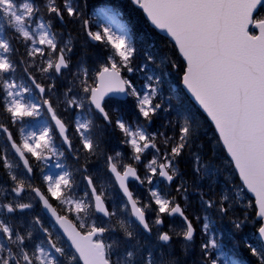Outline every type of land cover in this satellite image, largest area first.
I'll use <instances>...</instances> for the list:
<instances>
[{"label": "snow or ice", "instance_id": "6c2138e0", "mask_svg": "<svg viewBox=\"0 0 264 264\" xmlns=\"http://www.w3.org/2000/svg\"><path fill=\"white\" fill-rule=\"evenodd\" d=\"M130 3L176 59L137 65L133 33L110 7L0 0V264H264V0ZM176 75L214 127L220 167L239 180L220 198L198 190L203 214L191 216L181 159L190 156L198 180L219 168L203 163L196 113L181 115L161 90ZM161 113L178 117L164 125L170 135L151 130ZM36 208L51 227L39 214L17 220ZM210 209L236 232L250 228L231 251Z\"/></svg>", "mask_w": 264, "mask_h": 264}, {"label": "trees", "instance_id": "16d2710c", "mask_svg": "<svg viewBox=\"0 0 264 264\" xmlns=\"http://www.w3.org/2000/svg\"><path fill=\"white\" fill-rule=\"evenodd\" d=\"M89 12H95L102 7H110L113 10L119 11L122 14L123 20L129 25L137 47L136 64L141 65L146 62V57L151 55L156 58L157 64L161 57L168 56L169 58L176 59L173 56V48L170 41L156 32L151 28L146 21L144 14L137 8H135L129 0H88ZM71 35L75 38L76 34L74 32ZM68 33H66L65 38H67ZM89 53H96L98 56L103 55L99 47L90 46ZM83 55V51L77 44L75 50L74 58H79ZM87 59L91 61L93 59L92 55H88ZM157 64H150V67L159 71ZM179 77L178 75L168 78L166 81L162 82L161 90L167 96H172V103L180 106L181 115H188L190 113H196V118L200 121L202 126L200 141L203 143L204 147L202 149L203 163L212 166L215 164L219 168V173L216 176H204L203 179L198 180L195 174L191 170V158L189 155H185L180 161V171L184 179L188 182L189 190L188 196L190 200L189 215L192 212L201 213V205L199 204L200 192L202 190L205 193V198L208 196H214L216 198L222 197L224 194H229L226 192V188L230 181L235 180L239 183L238 178L234 172L229 168L227 171L225 168L220 167V163L225 159V153L222 148L216 143L215 137L216 133L214 131L211 123L206 119L205 115L191 102L189 97L185 92L180 91L177 85ZM172 89H175L179 95V99L176 98L172 93ZM178 117L175 113H170L165 115L164 113L159 114L155 120L152 131L160 130L166 131L169 135L171 134V128H165L167 120H176ZM112 135V133H109ZM118 135V134H117ZM114 143V141H113ZM4 142L0 140V147H2ZM196 145H193L192 151L195 152ZM10 158L12 156L9 153ZM12 162H16L15 159ZM8 177L5 173L3 167H0V184L7 185ZM142 199L146 198L147 193L145 189L139 188L138 185L132 186ZM59 211V208L57 209ZM39 214L45 224V226H52V222L45 216L41 208H36L31 210V212H24L17 214V220L23 219L25 225L30 221L31 216ZM203 214V213H201ZM209 222L212 224L213 229L221 236L222 243L226 250L231 251L233 249L234 241H242L245 235L250 231V228H245L243 232H236L233 229L232 224L229 222L228 218L225 217L221 219L215 210H208ZM176 224L179 225V219L176 220ZM53 232L56 233L58 230L52 228ZM39 235V234H38ZM118 235V234H116ZM155 236V229L153 230L152 237ZM144 239H151L144 235ZM65 247L67 248V242L63 241ZM71 251V249H69ZM243 255L241 249V256ZM197 252L193 251L189 256V261L195 259ZM241 258V257H237ZM77 264H81L77 262Z\"/></svg>", "mask_w": 264, "mask_h": 264}, {"label": "water", "instance_id": "95a60500", "mask_svg": "<svg viewBox=\"0 0 264 264\" xmlns=\"http://www.w3.org/2000/svg\"><path fill=\"white\" fill-rule=\"evenodd\" d=\"M129 1H130V0H129ZM144 17H145V16H144ZM145 19H146V17H145ZM146 21H147V19H146ZM147 22H148V21H147ZM148 24H149V26H150L151 28H153V29H154L156 32H158L160 35H162V36H164V37L167 38L166 34H164V33L160 32L159 30L155 29L154 26H152V25L150 24V22H148ZM185 94L189 97V99L191 100V102H192V103L198 108L199 106L196 105L194 99L191 98L190 94H187L186 92H185ZM201 112H202V110H201ZM209 122H210V121H209ZM213 128H214V127H213ZM249 197L252 198V197H251V194H249ZM43 213L45 214V216H46L49 220H51V219L49 218V216H48L47 213H45L44 211H43ZM51 221H52V220H51ZM52 222H53V221H52ZM58 230H59V229H58ZM59 231H61V230H59ZM65 240H66V239H65ZM66 242H67V240H66ZM67 244H68V242H67ZM81 264H82V262H81Z\"/></svg>", "mask_w": 264, "mask_h": 264}, {"label": "rangeland", "instance_id": "374dc122", "mask_svg": "<svg viewBox=\"0 0 264 264\" xmlns=\"http://www.w3.org/2000/svg\"><path fill=\"white\" fill-rule=\"evenodd\" d=\"M14 163V162H13ZM250 198V197H249ZM251 199V198H250ZM249 232V231H248Z\"/></svg>", "mask_w": 264, "mask_h": 264}]
</instances>
